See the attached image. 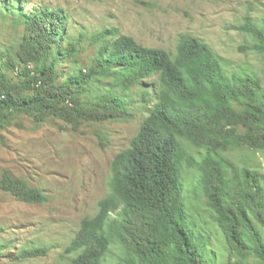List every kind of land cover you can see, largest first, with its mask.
Segmentation results:
<instances>
[{
    "label": "trees",
    "instance_id": "trees-1",
    "mask_svg": "<svg viewBox=\"0 0 264 264\" xmlns=\"http://www.w3.org/2000/svg\"><path fill=\"white\" fill-rule=\"evenodd\" d=\"M24 17L25 32L15 55L6 61L0 56V67L6 69L0 71V128L21 113L38 122L58 118L73 129L83 122L124 118L133 104L124 93L156 77L154 104L129 147L111 161L109 193L98 201L94 216L81 220L65 250L76 254L71 264H109L112 245L122 251L117 264H214L205 250L207 237L192 218L198 192L228 248L264 261V244L253 224L264 226V179L217 153L264 148L261 82L253 76L226 75L208 45L193 36L180 35L172 55L117 36L116 30L92 35L90 46H98L92 63L59 81V64L77 62L84 32L65 47L56 46L67 21L62 11L44 8ZM235 29L250 35L252 48L264 53L262 26L246 18ZM17 68L15 77L7 74ZM114 76V85L91 93L96 81ZM215 129L217 135L212 134ZM189 145L203 152L192 153ZM0 191L24 203L46 201L41 190L7 172Z\"/></svg>",
    "mask_w": 264,
    "mask_h": 264
},
{
    "label": "rangeland",
    "instance_id": "rangeland-1",
    "mask_svg": "<svg viewBox=\"0 0 264 264\" xmlns=\"http://www.w3.org/2000/svg\"><path fill=\"white\" fill-rule=\"evenodd\" d=\"M62 11L67 16L64 33L56 46L65 47L84 32L75 62H61L60 80L69 71L86 69L98 46L89 38L103 30H116L146 48L175 54L180 35L187 34L208 45L220 60L226 75L256 77L264 89V53L252 48L250 35L235 28L247 18L264 29V0H0V56L13 57L25 32V14L44 9ZM111 36L108 37L110 39ZM79 68V69H78ZM116 68V67H115ZM118 69V68H116ZM1 72H6L2 66ZM20 68L8 70L14 76ZM116 77L96 81L106 90ZM132 105L128 115L103 122H83L78 129L54 117L38 122L28 114L15 115L0 128V180L4 172L39 189L46 201L20 202L0 191V264H71L75 253H66L80 222L92 217L97 203L109 193L110 164L116 154L127 149L147 117L157 94L156 77L133 85L124 93ZM92 97L88 93V99ZM148 100L149 103H144ZM217 129L212 131L217 135ZM192 153L201 148L188 146ZM236 167H247L264 179V148L244 146L217 152ZM188 178L191 179L192 173ZM197 230L207 237L205 250L214 264H264L253 253L230 250L214 214L199 192L192 200ZM264 244V226L253 222ZM250 246V244L248 243ZM44 250L36 257L24 255ZM122 251L112 245L109 264H117Z\"/></svg>",
    "mask_w": 264,
    "mask_h": 264
}]
</instances>
